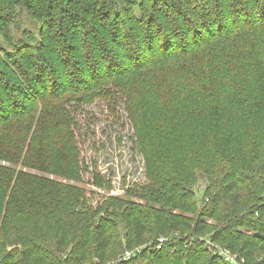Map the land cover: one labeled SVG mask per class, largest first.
I'll return each mask as SVG.
<instances>
[{"label": "trees", "instance_id": "1", "mask_svg": "<svg viewBox=\"0 0 264 264\" xmlns=\"http://www.w3.org/2000/svg\"><path fill=\"white\" fill-rule=\"evenodd\" d=\"M23 13L35 28L15 38ZM0 39V264H264V0H0ZM245 65L253 87L231 84ZM116 94L162 147L131 198L92 204L57 178L88 171L70 107Z\"/></svg>", "mask_w": 264, "mask_h": 264}, {"label": "rangeland", "instance_id": "2", "mask_svg": "<svg viewBox=\"0 0 264 264\" xmlns=\"http://www.w3.org/2000/svg\"><path fill=\"white\" fill-rule=\"evenodd\" d=\"M20 21L21 25L17 29L12 28V34L15 38L21 37V30H34L35 28V24L30 20L26 13H23ZM6 44L7 43L0 39V46ZM230 50L231 52H234V49ZM228 52L229 51L226 48L221 50L218 56L221 59V55L225 56ZM253 58L257 59L261 63H264L262 58L258 57V55L256 56V54ZM262 65L264 66V64ZM244 68L249 70L250 75H248L247 72L241 71H238L240 73L235 75L234 72L230 75L233 74L235 76H231L229 81L231 84H244L246 86L253 87L254 82L257 79V71L253 74L254 69L249 65H245ZM157 71L162 75L165 74L163 69H159ZM151 73L156 74V71L152 70ZM161 77L166 78L165 76ZM142 78L145 81L144 86H152L155 88L154 80L150 82L146 78ZM156 80L158 81V79ZM238 80H240V83L237 82ZM173 85L161 84L163 99L168 100L181 97L183 94L182 90L169 89V87ZM157 92L158 89H156L155 93ZM116 97L117 101H115V103H110V105L103 101L101 97H98L94 99L92 103L87 105H78L79 109L76 107H70L72 114L74 113L73 115L77 119L78 125H80V131L78 130L79 137L77 139V145L81 146L80 149L83 151V163L85 166L87 165L88 171L83 175L82 180L73 181L58 176L57 178L64 183L70 182L83 188L92 204H95L96 201L102 199L103 196L131 198L128 195L130 191L139 189L148 182V167L144 150H153L154 143L158 149L159 147H162V142H160L159 138H157L159 143L155 140L152 143H148V141H144V143L139 142L137 131L127 109L126 99L121 97L119 94H116ZM157 98L158 102H161L158 95ZM111 105L112 107H114V105L116 106L115 108H112ZM163 110L164 107L162 104L158 109H156L153 105L148 107V112L151 115H158L162 113ZM247 127L249 128V126H247L244 122L241 124L235 123V131H241L247 129ZM191 130L192 129L190 128H186L187 132ZM144 135L145 134H143V136ZM79 142H81L82 145H80ZM247 149L248 147H246L244 151ZM0 164H3V162L0 161ZM30 171L32 173H36L35 171ZM92 173L99 177L98 180L100 183H93ZM200 173L201 172H197L199 180L195 186L199 197L202 194V190L206 183L204 177L200 175ZM91 191H94L93 196L92 194L89 195ZM183 214L191 216L190 213L184 212ZM221 219V214H218L214 216L213 219L206 220L208 227L206 228L205 233L210 229L215 228L220 223ZM184 236H187V234H184ZM112 250L114 251V248H112ZM207 250L209 251L208 248ZM116 252L117 251L115 249L114 254ZM89 262L90 259L88 263Z\"/></svg>", "mask_w": 264, "mask_h": 264}, {"label": "built area", "instance_id": "3", "mask_svg": "<svg viewBox=\"0 0 264 264\" xmlns=\"http://www.w3.org/2000/svg\"><path fill=\"white\" fill-rule=\"evenodd\" d=\"M163 242H164V238L159 237L157 239L156 246L159 247ZM213 250H215V248ZM219 250H220L219 254L224 258L225 261L229 262L230 264H245L243 258L238 257L236 254L232 253L231 251L227 249H219ZM133 254H134L133 250H125L123 255L120 256V259H128Z\"/></svg>", "mask_w": 264, "mask_h": 264}]
</instances>
